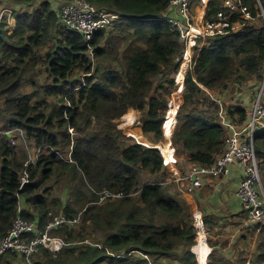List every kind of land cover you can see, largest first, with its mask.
<instances>
[{
	"label": "trees",
	"instance_id": "trees-1",
	"mask_svg": "<svg viewBox=\"0 0 264 264\" xmlns=\"http://www.w3.org/2000/svg\"><path fill=\"white\" fill-rule=\"evenodd\" d=\"M0 1L14 9L17 20L12 33L5 22L0 27V244L18 217L44 229L64 205L48 196L46 186L54 177L67 178L75 202H66L64 213L82 218L83 229L91 224L102 245L79 252L76 246L65 247L56 255L42 246L34 264H197L191 250L196 229L193 218L187 219L191 209L170 193L173 183L159 149L122 139L115 121L129 108L141 111L144 133L158 143L166 117L169 137L166 123L176 124L180 106L172 101L167 115L169 98L176 83L180 93L186 82L173 144L191 163L211 164L223 152L228 133L220 105L201 85L226 94L240 82L263 77L264 25L257 0H243L254 21L240 31L200 37L205 42L194 69L186 79L182 69L176 82L173 74L186 45L177 28L163 19L168 0H88L120 14L116 28L125 34L108 39L110 32L101 30L90 42L62 23L65 1ZM221 5V0H212L208 16ZM232 19H240V13ZM121 39L122 57L117 52ZM92 45L95 57L89 54ZM189 60L188 54L185 64ZM224 109L238 125L248 120L249 108ZM21 132L40 149L36 163L12 145ZM256 140L264 169V134ZM144 171L149 178L141 176ZM23 174L28 176L25 183ZM106 189L122 196L99 202V193ZM161 215L171 219L162 220ZM74 229L64 225L52 233L68 239L64 235ZM3 255L0 264H5ZM262 260L263 248L260 260L250 264Z\"/></svg>",
	"mask_w": 264,
	"mask_h": 264
},
{
	"label": "rangeland",
	"instance_id": "rangeland-1",
	"mask_svg": "<svg viewBox=\"0 0 264 264\" xmlns=\"http://www.w3.org/2000/svg\"><path fill=\"white\" fill-rule=\"evenodd\" d=\"M54 1V0H53ZM61 3L63 1H65V5H69L70 3H72L73 0H59ZM212 0H192L191 3H190V12L192 15H189V16H193L195 18L194 22H191V23H188L186 21V19H184L182 22L183 25H185L189 31L192 33V34H196L200 31V25L202 23V21L204 20L202 18V16H204L203 13H201L200 11L202 10H208V7H209V4ZM231 1H234V2H237V3H241V5H245L243 0H231ZM169 2V0H168ZM227 0H221V6L220 8H218V10H227V4H226ZM257 4H258V7L260 9V16H261V25H264V15H263V11H264V2H262L261 0H257ZM89 3L96 7V8H100V9H106V10H111V9H107V8H104V7H100V6H97V4L95 3H92L89 1ZM261 4L263 5V7L261 6ZM63 6V7H64ZM7 8H11V6H8V5H5V3H3L2 1H0V14L1 13H5L4 12V9H7ZM89 8H92V7H89ZM248 8V6H247ZM12 9V8H11ZM112 11H115V10H112ZM181 11V10H180ZM248 11L250 13V17L248 19H246L248 17V14H245L243 15V17H241L243 19V25H237L236 26V31L235 32H238L240 31L244 25L249 22V21H254V17L252 16L249 8H248ZM238 12V11H237ZM236 12V13H237ZM166 13L165 16L167 17H173V18H178V19H181L180 15H179V9L178 7H174L170 4L169 2V6L166 10ZM235 13V14H236ZM227 14L229 16H231V13L228 11ZM234 14V15H235ZM3 19H1L0 17V21H2ZM120 20V18H116L114 19L111 23L107 24L105 27L101 28L99 31L101 30H108L110 33H108L107 35H109L108 39L113 36V35H117V37L119 38H122L125 36L124 34V30L123 29H117L116 28V24L115 22ZM165 21L168 22L167 19H164ZM61 21L62 23L63 22V18H62V14H61ZM6 23L7 26L6 29H8L9 33H12L14 31V28H15V25L17 24V20H16V16L15 14H13L11 16L10 19H4L2 21V23ZM259 26V23L258 25ZM112 29V32L110 31ZM97 31V32H99ZM94 34V36L91 38V39H88L84 34L83 36L85 37V39H87L89 42L92 41L96 35V33ZM180 35V34H179ZM210 36H213V35H210ZM197 37V36H196ZM201 37V36H200ZM200 37L197 39V45L198 47H203L204 45V42L205 40L203 39L202 41H200ZM184 40H187L188 42H185V49H184V52L183 54L186 52L187 48H188V45L190 43H192V41L189 40V38H186ZM122 43L121 45L118 47L120 49V52L117 50V52L119 53L120 57L123 56V43L125 42L124 39H121ZM190 41V42H189ZM115 43H118V42H115ZM110 44V46L116 50V48H114V44ZM104 45V43H103ZM93 48V54L91 53V49ZM196 48V47H195ZM94 51H95V47L94 45L90 46V50H89V54L90 56L92 57H95V54H94ZM193 51H194V48H193ZM192 54V53H191ZM191 56V55H190ZM199 55L196 56V58L198 57ZM95 59V58H94ZM194 57L192 55V58L190 57V60L189 61H186L187 64H185V61L181 62L180 63V67L178 69V71L173 74L174 76V79H175V82H176V78H177V75L180 71H182V69H184V75L186 77V75L188 74L189 71L193 70L194 69ZM178 61H181V60H178ZM193 62V63H192ZM264 76V74H263ZM161 78V77H160ZM39 79H41L42 81H46L45 77H42L40 76ZM262 80H263V77L262 78H256V79H253L252 81L250 80H247V81H244V82H240V84H236V88L234 90H232L231 92H227L226 91V94H222V93H216L215 91L211 90V89H208L206 87H204L203 85H201L204 90L206 91V93L213 99L215 100L219 105H220V117L223 118V123H224V127L225 129H227V136L226 138L228 137V135H231V132L230 130L232 128H236V129H241L243 128L244 124H241V125H238L236 124L235 122H232L230 120H228V117L227 115H225V109L224 107L228 106V105H237V106H241V107H244L248 114L251 113L252 111V108H253V103H254V99H255V96L258 95L259 93V88L262 84ZM186 83V82H185ZM185 83H184V86L182 87V91L180 93H178V84L176 83L175 85V90L173 91V93L171 94L170 98H169V103H168V110H167V115H168V112L170 110V104H172L171 102L173 101V104L174 103H177L178 105L181 106V104L183 103L184 101V93H185ZM30 88L34 89V87H31ZM177 101V102H176ZM202 104H200L199 106H201ZM180 106L178 108V111L180 109ZM130 111H134L133 108H129ZM127 111L120 119L116 120L115 123L117 125V128L118 129H121L122 131V134H121V137L122 139L128 141V142H137L139 144H142L144 145L145 143L149 144V145H156L158 143H161V142H165L166 141V137H165V130L163 132V138L158 142V143H153L152 140L153 137L152 136H147L143 129H142V112L141 111H138V113L136 114L137 116L134 117L133 121L130 122L129 125L128 124V120L125 119V115L128 114L130 111ZM137 111V110H136ZM178 111H177V114H178ZM135 114V113H134ZM176 114V124H177V120H178V116ZM166 115V116H167ZM248 117V116H247ZM250 118V116H249ZM165 120H166V117H165ZM227 122V123H226ZM176 124H174V126L172 124H168V129H169V132H171V135L169 136L170 137V151L171 152H165L163 151V153H161V156H162V161H163V167H164V170L165 172H167V175H168V181L170 183H173L171 184L170 186V189L172 190L170 193L172 195H174L176 197V199H181V200H184L185 204L189 207V209H191L190 205H189V202L187 200V196H191V195H194L198 190L202 189L203 187H205V185L208 183V179H217V180H220V179H223V178H226L228 176H230L231 172H232V167L235 163L239 164L242 166V169L243 171L245 172L243 177L241 178L239 184H238V189L236 191V198L239 200V202L241 203L242 205V209L244 210V213H243V216L241 218V231H244L246 232V229H252V228H256L257 226L256 225H260L259 223L260 222H257V221H250L249 219V215H248V212L247 210L244 208V205H243V202L241 201L239 195H238V190H239V187H240V184L244 181V179L247 177L248 175V171H247V168H246V164L240 160V159H233L231 162L227 163L226 166L224 167L223 170L219 171L217 174L215 175H205L203 176V179L200 180V185H197V186H190V187H187L185 188L182 184V182L180 181V177L184 176V174L188 173L191 168L193 166H198V167H202V166H208V165H214V164H217L219 162V159L225 154L226 150H227V140L225 142V147H224V150L223 152L217 156V158L211 163V164H202V163H192L190 164L191 162L188 163V161L190 160V157L189 155H186L184 150H181L180 148L176 147L174 144H173V140H172V137H173V134H174V131H175V127H176ZM132 128H137V130L139 131V133H141L142 136H140L139 138V135L136 134V132H134V129ZM70 130H72L73 132V128H71ZM2 133V131L0 130V134ZM25 135V133L23 134V132H21V138H19L17 141H15L14 144H12L13 146H16L18 148V152H21V151H24V153L26 155H28V157L30 158V160L33 162V163H36L38 161V155L40 152H38L36 154V149L33 147V144L28 140H26V136H23ZM249 135V133H248ZM245 136H243L244 138ZM168 140V139H167ZM255 143V146L257 145V140L254 141ZM146 146V145H145ZM161 152V149L158 148ZM184 160H182V159ZM257 159L259 160V157L257 156ZM187 162V163H186ZM186 163V164H184ZM259 163V169H258V172H259V182H257V188H260V192H261V198L264 200V169L262 168V165ZM181 167H180V166ZM191 165V166H190ZM185 167L184 169H186V171H184L182 168ZM23 175H26V177L28 178L27 174H23ZM22 175V176H23ZM21 176V177H22ZM141 176L143 178H149L150 177V174L149 173H146L145 171L141 174ZM21 180V179H20ZM27 182V180H26ZM46 188L48 189V196L52 199V200H58L60 203H64L63 205V208L59 211H57L55 213V215H66L63 211L65 210L64 206L67 205L66 202H71L74 204L75 202V197H73L71 195V184L68 182V179L65 178V179H60L59 178H56L54 177L50 184L48 186H46ZM104 191H110V190H104ZM100 192L99 193V199L101 198L102 196V193L104 192ZM110 192H113V191H110ZM113 193H118V192H113ZM122 196L121 193H118ZM120 196V197H121ZM61 197V199L59 198ZM110 197H107L106 199H108ZM112 198H118V197H112ZM106 199L100 201L99 202H103L105 201ZM62 200V201H61ZM107 201V200H106ZM105 201V202H106ZM76 208V207H75ZM76 210L78 212H81L82 208H76ZM54 211V210H53ZM55 212V211H54ZM191 216H187V219L189 218H193V221H192V224L194 225L195 229H196V235H195V240H196V244L193 245V247L191 248V250L195 253V256H196V259H197V264H200V259H199V256L198 254L196 253V251H194V247L196 245L199 244V239H198V236H199V233L201 231H203L205 233V236H206V242L210 245H212V243H210L209 239H211L212 237H210L209 235V231H208V227L210 229V226L207 225L206 227V221L204 223V226L203 228L197 226L196 221L194 222L195 220V215L196 214H202V212L200 210H195L193 211L191 209ZM67 216V215H66ZM203 216V215H202ZM69 217V216H68ZM70 218H76V217H70ZM77 218L79 219V222L75 225V229L73 230V234L68 236V235H64L66 238L68 239H65L63 237H60V236H54L55 234L51 232V234L54 236V237H60L63 239V241L65 242V247H70V246H76L78 247L77 248V252H79L80 250H83L85 248H87L89 245L90 246H98V245H102L101 241H100V238H101V234H98L94 231H92V228H91V224H87V227L85 229H83L82 226H80V218L79 216H77ZM204 218V217H203ZM161 219L162 220H170L171 218L168 217V216H164V215H161ZM264 225V224H263ZM77 227V228H76ZM55 229V228H54ZM223 229H225V225L223 227ZM221 230L222 232L224 230ZM82 231L81 234H79L80 232ZM253 233H255V231H251ZM209 234V235H208ZM223 234V233H222ZM256 236V234H255ZM84 239V240H83ZM226 239V238H225ZM225 239L221 242L223 245H227L229 244V241H225ZM259 240V238H258ZM259 244V241L257 243V245ZM247 245V252L249 253V249L252 248V244L251 245ZM213 246V245H212ZM17 254L16 255H12V256H8L6 255L5 253H3L4 255H6L4 258V261L3 263L5 264H21L22 260H24V257L23 255H21L20 253L16 252ZM1 254V255H3ZM3 255V256H4ZM38 255V254H37ZM40 254L35 258H40ZM211 262L213 264L216 263V261H208V264H211ZM222 263L221 264H244L246 263L247 261H221ZM250 263L251 262H254V261H249ZM264 264V261L263 263Z\"/></svg>",
	"mask_w": 264,
	"mask_h": 264
},
{
	"label": "built area",
	"instance_id": "built-area-1",
	"mask_svg": "<svg viewBox=\"0 0 264 264\" xmlns=\"http://www.w3.org/2000/svg\"><path fill=\"white\" fill-rule=\"evenodd\" d=\"M191 1L192 0H169L172 6L178 7L181 19L165 17L168 22L172 24V27L177 28L182 41L188 42L184 40L186 38L192 41L183 54L182 62L187 59L188 54L191 55V58L192 55L195 58L200 54L202 48H195L197 47V39L200 36H217L235 32L237 25H243V19L241 17L245 14H248L246 19L250 17V13L246 6L241 5V3L227 0V10H219L213 17H209L207 15V10H205V14L203 13L204 16H202L204 20L200 25V31L196 34H192L182 23L184 19H186L188 23L194 22L195 20L193 16H189L192 15L190 12ZM261 6L263 7L262 4ZM202 11L200 12L202 13ZM228 11L231 13V16L227 14ZM4 12L5 13L0 14L3 20L7 18L10 19L15 13L13 8L4 9ZM236 12L240 13V19L233 20V15ZM62 18L66 27L78 31L84 34L88 39H91L95 32L111 23L114 19L120 18V15L111 10L96 8L92 6L88 0H73L72 3L64 6ZM2 21H0V27ZM91 53L93 54V48L91 49ZM258 91L259 93L255 96L252 111L249 113L250 118L248 122L244 124L241 129L232 128L230 130L231 135H228L226 138L227 150L219 159V162L212 166H193L188 173L184 174V176L179 179L185 188L197 186L200 185V180L203 179V176L217 174L233 159L242 160L246 164L248 175L240 184L238 195L243 202L244 208L248 212L250 221L260 222L259 224L262 226L264 224V200L261 198V187L257 188V182L260 180L258 172L259 160L257 159V150L254 141L258 134H264V76ZM243 136L245 137L243 138ZM144 145L150 146L147 143ZM38 152H40V149H37L36 154ZM161 153H163V149H161ZM26 180V175H23L21 177V182L25 183ZM120 196L121 195L118 193L104 191L100 201L107 197ZM195 221L197 226L203 228L204 218L202 214H196L194 222ZM78 222L79 219L77 217L70 218L66 215H55L53 219L46 224L45 228L42 229L38 227L36 222L18 217L14 221L8 234L1 240L0 254L10 250L16 251L24 257L21 264H34L35 256L39 253L42 246L56 255L63 251L65 242L60 237H54L51 232L54 228L57 229L64 225L75 226Z\"/></svg>",
	"mask_w": 264,
	"mask_h": 264
},
{
	"label": "crops",
	"instance_id": "crops-1",
	"mask_svg": "<svg viewBox=\"0 0 264 264\" xmlns=\"http://www.w3.org/2000/svg\"><path fill=\"white\" fill-rule=\"evenodd\" d=\"M202 13L205 14V11H202ZM134 111L135 116H137L138 110L134 109ZM247 122L248 120L246 119L244 124ZM166 130L169 131L167 125ZM134 132L139 135V138L142 136L137 130H134ZM165 137L166 141L161 142L160 146L165 147L168 143L169 147L170 137H167V135ZM164 151L171 152L169 148ZM184 168L182 169L186 171L187 168ZM244 173L242 166L235 163L230 176L220 180L208 179L209 181L205 187L198 190L194 195L186 197L191 209L193 211L200 210L204 217V223L206 221V227L207 225L210 226V229L208 227L210 235H208L212 237L209 241L213 246L206 242L205 233L201 231L198 236L199 244L194 247V251L199 256L200 264H208V261H247L244 264H250L249 261L260 260L262 248L264 249L263 225H256V228L246 229V232L241 231L242 224L240 221L244 210L236 198V191ZM224 225L225 229H223ZM222 229L224 230L223 232L221 231ZM253 230L255 233L251 232ZM224 239L229 241V244L223 245L221 242ZM258 241L259 244L257 245ZM246 244H252L249 253L247 252ZM215 264H221V262H216Z\"/></svg>",
	"mask_w": 264,
	"mask_h": 264
},
{
	"label": "bare ground",
	"instance_id": "bare-ground-1",
	"mask_svg": "<svg viewBox=\"0 0 264 264\" xmlns=\"http://www.w3.org/2000/svg\"><path fill=\"white\" fill-rule=\"evenodd\" d=\"M189 56H190V55H189ZM134 117H135V114H134L133 111H130L128 114H126L125 119L129 121L127 125H129L130 122L133 121ZM169 123L172 124V123L169 121V122L166 123V125L168 126ZM172 125H173V124H172ZM173 126H174V125H173ZM132 129L137 130L136 128H132ZM137 131H138V130H137ZM138 132H139V131H138ZM140 134H141V133H140Z\"/></svg>",
	"mask_w": 264,
	"mask_h": 264
},
{
	"label": "clouds",
	"instance_id": "clouds-1",
	"mask_svg": "<svg viewBox=\"0 0 264 264\" xmlns=\"http://www.w3.org/2000/svg\"><path fill=\"white\" fill-rule=\"evenodd\" d=\"M114 12V11H113ZM116 13V12H115ZM120 15V14H119ZM166 16H164L163 17V19H166L165 18ZM185 79H186V77H185ZM166 121V120H165ZM165 121H164V124H163V132H164V126H165ZM165 136H166V133H165ZM160 144L161 143H158V144H156V145H150L149 147H156V148H160V149H163V151H164V147H162V146H160ZM160 151V150H159ZM161 153V152H160Z\"/></svg>",
	"mask_w": 264,
	"mask_h": 264
}]
</instances>
